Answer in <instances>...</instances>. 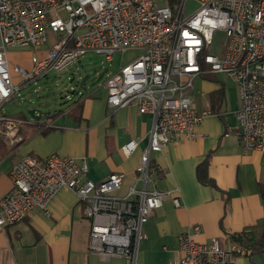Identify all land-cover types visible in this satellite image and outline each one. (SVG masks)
<instances>
[{
  "label": "built area",
  "instance_id": "obj_1",
  "mask_svg": "<svg viewBox=\"0 0 264 264\" xmlns=\"http://www.w3.org/2000/svg\"><path fill=\"white\" fill-rule=\"evenodd\" d=\"M187 1L0 0V109L27 83L79 62L87 52L112 61L116 52L136 50L125 65L120 60L119 69L107 75L106 103L113 109L135 106L153 119L134 182L123 195L115 193L123 174L111 172L93 181L86 177L85 159L56 153L22 156L10 168L11 185L0 198V232L33 208L48 214L49 200L67 187L90 221L89 250L102 260L121 257L125 264H140L142 225L165 198L181 205L176 188H147L153 182L151 152L172 140L197 137L203 118L217 115L195 109L191 94L197 76L219 73L235 83L240 144L264 151V0H193L196 9L186 13ZM217 32L224 38L219 52L213 53L209 49ZM49 35L50 45L42 49ZM23 46L33 47L28 68L10 62L7 55L9 48ZM23 121L0 114L4 132L16 140ZM137 144L131 139L120 149L127 156ZM199 231L193 225L192 231L178 235L174 264H235V257L246 253L236 243L222 248L216 237L199 242Z\"/></svg>",
  "mask_w": 264,
  "mask_h": 264
},
{
  "label": "crops",
  "instance_id": "obj_2",
  "mask_svg": "<svg viewBox=\"0 0 264 264\" xmlns=\"http://www.w3.org/2000/svg\"><path fill=\"white\" fill-rule=\"evenodd\" d=\"M9 49L10 62L26 67L23 61H13ZM103 84L80 92L68 107L54 109L39 121L1 113L24 121L16 131L19 140L4 132L0 124V198L10 188V168L27 154L45 158L56 153L85 159L87 178L97 181L111 172L123 174L115 193L127 192L148 144L153 119L135 106L109 107ZM193 85L195 109H209L217 115L203 118L197 137L172 140L161 151L151 152L153 182L147 188H176L181 205L176 207L165 198L142 225L144 237L137 255L140 264H174L179 255L177 237L192 231L193 225L200 227L197 241L216 237L224 249L236 243L234 238L239 234L250 242L264 239V151L247 150L240 144L235 117L237 87L219 73L197 76ZM131 139L138 144L126 156L120 146ZM204 163L207 181L199 175ZM47 211L33 208L23 220L0 232V264H125L121 257L102 260L89 250L90 221L82 215L81 203L71 189L60 187L47 203ZM260 247L259 251L246 249L244 255H237L235 264H264V245Z\"/></svg>",
  "mask_w": 264,
  "mask_h": 264
},
{
  "label": "rangeland",
  "instance_id": "obj_3",
  "mask_svg": "<svg viewBox=\"0 0 264 264\" xmlns=\"http://www.w3.org/2000/svg\"><path fill=\"white\" fill-rule=\"evenodd\" d=\"M196 7L197 3L195 1L188 0L186 3V13L195 10ZM60 15L63 19L65 18L63 12ZM223 38L222 32L215 33L209 51L218 53ZM51 39V35H49V42L41 48L44 49L49 46ZM14 48L9 49L10 57L14 59L13 61L17 59L20 63L23 61L29 66L28 63L33 47L23 46ZM136 53V50H126L122 55L116 52L113 55L112 61H107L101 54L87 52L80 57L79 62L72 63L61 71L50 70L39 79L27 83L20 90L19 95L2 105L0 114L5 112L9 115L21 114L24 117H28L27 111L29 108L46 104L49 105L44 110L51 112L54 109H65L70 105L73 98L81 96L80 92H90L99 88L109 73L119 69L120 60V63L125 65ZM222 78L225 81L227 80L224 77ZM197 83L198 80L195 82L196 90L199 88Z\"/></svg>",
  "mask_w": 264,
  "mask_h": 264
},
{
  "label": "trees",
  "instance_id": "obj_4",
  "mask_svg": "<svg viewBox=\"0 0 264 264\" xmlns=\"http://www.w3.org/2000/svg\"><path fill=\"white\" fill-rule=\"evenodd\" d=\"M199 170H200L199 172L200 179L207 181V178L205 175L206 164L204 163V165H202ZM242 237L243 235L239 234L238 236L234 238L236 241V244H238L241 247H245L246 249H249L251 252L259 251L261 248L260 244L264 245V239H260L259 241H256V242H250L248 239L244 240Z\"/></svg>",
  "mask_w": 264,
  "mask_h": 264
},
{
  "label": "water",
  "instance_id": "obj_5",
  "mask_svg": "<svg viewBox=\"0 0 264 264\" xmlns=\"http://www.w3.org/2000/svg\"><path fill=\"white\" fill-rule=\"evenodd\" d=\"M49 104L42 105V106H32L28 109V117L31 118L34 121H39L44 116H47L51 113L49 110H44L47 108Z\"/></svg>",
  "mask_w": 264,
  "mask_h": 264
}]
</instances>
